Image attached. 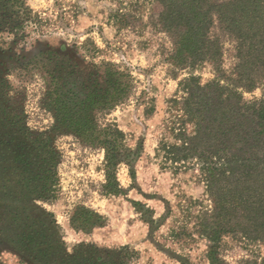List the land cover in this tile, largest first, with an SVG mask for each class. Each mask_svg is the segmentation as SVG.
I'll list each match as a JSON object with an SVG mask.
<instances>
[{"label": "rangeland", "instance_id": "rangeland-1", "mask_svg": "<svg viewBox=\"0 0 264 264\" xmlns=\"http://www.w3.org/2000/svg\"><path fill=\"white\" fill-rule=\"evenodd\" d=\"M26 1L38 23L0 33V264H210L213 243L200 230L212 208L202 165L195 156L167 158V149L196 128L184 120L180 81L194 74L207 82L213 65H172V39L152 24L157 0ZM235 62L226 42L223 66ZM108 63L131 87L111 112L94 110L99 127L114 122L126 133L117 168L123 191L112 196L100 193L104 148L56 121V103L74 107L106 86ZM47 138L60 157L52 188L41 150ZM78 205L99 213L103 225L76 227ZM221 253L242 264L264 256V242L243 246L226 237Z\"/></svg>", "mask_w": 264, "mask_h": 264}, {"label": "trees", "instance_id": "trees-1", "mask_svg": "<svg viewBox=\"0 0 264 264\" xmlns=\"http://www.w3.org/2000/svg\"><path fill=\"white\" fill-rule=\"evenodd\" d=\"M155 13L159 19L152 24L172 39V65L184 69L210 62L214 67V77L207 82L194 74L180 81L184 120L194 122L196 128L191 135L181 133L183 143L171 145L167 158L195 156L200 161L212 201L200 230L213 243L210 264H228L221 255L226 237L243 246L264 242V0H157ZM38 21L26 0H0V33ZM226 42L235 49L231 70L223 66ZM106 68V86L90 91L74 107L56 103V121L86 145L104 148L100 193L112 196L123 191L117 168L126 149V133L114 122L99 127L94 110L111 112L126 101L131 87L121 81L123 74L114 65L108 63ZM48 77V96L53 97L56 78L52 73ZM259 87L262 96L245 97V92ZM95 99H100L98 106ZM44 140L46 182L52 188L60 157L46 145L50 139ZM72 221L86 230L104 223L86 205H78ZM240 263L264 264V256L253 255Z\"/></svg>", "mask_w": 264, "mask_h": 264}]
</instances>
